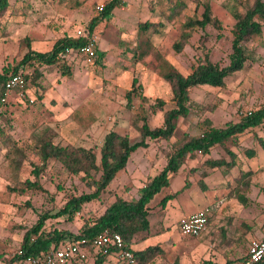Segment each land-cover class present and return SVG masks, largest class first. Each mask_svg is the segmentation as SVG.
<instances>
[{
	"label": "rangeland",
	"instance_id": "rangeland-1",
	"mask_svg": "<svg viewBox=\"0 0 264 264\" xmlns=\"http://www.w3.org/2000/svg\"><path fill=\"white\" fill-rule=\"evenodd\" d=\"M108 1L9 0L7 10L0 16V72L3 67L21 59L24 53L19 44L21 39L28 37L36 41L33 47L44 51L57 38L75 36L78 30L86 28L88 22L98 15L97 7ZM180 1L185 3L186 9L168 22L170 5ZM200 1L201 4L209 3L212 18L220 26L195 28L181 53L173 50V44L180 40L188 18L201 19V4L192 0H122L121 6L96 28V53L100 56L94 65H87L79 56L70 55L67 63L72 70L71 77L46 73L40 81L41 88L31 87L25 96L15 93L0 105V264L19 254L24 233L36 224L40 213L56 214L71 196L90 192L81 181L82 175L68 174L57 162H50L39 177L44 192L24 195L7 192V187L15 185L6 159L11 146L16 145L25 154L19 180H33L30 174L32 165L41 163L34 149L37 137L52 138L53 143L61 146L83 147L96 155L110 131L129 137L133 144L140 140V134L131 125L132 113L141 106L146 110L157 99H162L165 106L162 112L148 115V125L150 128L160 127L164 112L173 108L170 86L162 80V65L168 63L184 76L205 59L220 67L228 66L236 23L234 14L243 15L250 3L249 0ZM145 22L161 26L157 33L152 30L138 33L139 25ZM260 22L262 34L244 45L247 58L244 68L228 77L222 89H191V115L178 121L170 141L147 140L148 147L131 154L125 170L118 173L99 200L84 205L71 220L65 217L48 219L45 230L77 234L85 221L101 215L116 196L137 199L139 190L165 166V151L181 143L187 134L199 137L205 129L203 121L209 120L214 127L224 128L237 123L249 111L259 110L264 104V20ZM135 77L148 102L135 100L133 109H129L125 94ZM41 94L43 99L40 101L38 95ZM263 129L264 124L239 137L235 146L231 143L224 147L215 146L211 149L213 154L210 152L203 157L196 153L188 160L163 193L172 194L184 185L185 190L177 200L170 201L165 213L157 211L150 215L151 230L159 232L166 226L173 227L180 216L208 206L215 198L219 208L214 210L216 216L211 218L224 217V220L235 223L237 235L233 237L238 240L245 235L244 240L249 239L247 251L251 240L263 239L264 162L244 160L243 154L246 146L259 148L258 138L264 140ZM229 149L238 152L237 165L232 170L225 172L224 169L203 166L208 158L229 160L226 154ZM246 165L255 172L251 179L254 189L250 191L254 200L241 209V205L228 196L232 188L239 189L237 180ZM202 171L205 176L200 174ZM200 184L206 185L208 192ZM225 198L228 203L223 204L221 199ZM178 234L183 239L186 237L180 231ZM235 246L241 248L242 243L236 242ZM114 257L117 261L120 258ZM161 260L156 259L151 264H157V261L164 264L165 257ZM200 260L202 262L203 258ZM86 263L94 264V258L90 257Z\"/></svg>",
	"mask_w": 264,
	"mask_h": 264
},
{
	"label": "trees",
	"instance_id": "trees-1",
	"mask_svg": "<svg viewBox=\"0 0 264 264\" xmlns=\"http://www.w3.org/2000/svg\"><path fill=\"white\" fill-rule=\"evenodd\" d=\"M192 1L197 5L201 4L200 0ZM249 1V6L243 15L234 14L236 23L232 32V55L228 66L220 67L205 59L198 62L190 74L184 76L168 65V63L162 65V80L170 86L173 108L164 112L163 123L157 128L149 127L148 115L150 113L155 115L163 111L165 102L162 99H157L146 110L141 106L138 111H134L131 116V125L140 134L139 141L131 144L129 137L116 131H110L104 137L99 154L96 155L91 150L83 147L61 146L53 143L52 138L37 137L34 149L41 163L32 165L30 174L33 180L26 179L25 181L19 180L20 167L25 160V154L16 145L11 146L6 159L12 171L15 185L14 187H7V192L17 195H24L27 192H44L39 184V177L50 162L60 163L63 169L72 176L82 175L81 181L90 192L82 193L79 196H71L64 207L56 214H51L48 211L40 213L36 224L24 233L19 254L8 262L3 261L1 264H17L20 260L27 257L47 254L58 248L65 241L82 240L88 243L91 252L90 257L94 258L95 256L96 261L94 264H103L107 256L113 254L119 256L122 251L130 253L131 258L122 259L120 257L117 264L124 261L127 264H151L156 259L164 257L165 252L159 245L147 247L142 251H133L131 249L134 236L150 230L149 213L155 207L151 205L152 200L170 187L172 178L182 170L188 160L195 157L196 153L205 157L210 154L211 149L215 146L224 147L226 143H231L235 146L239 137L251 131V129L264 124V104L259 110L251 112L250 115H245L237 123L228 124L224 128L214 127L209 120L203 121L205 129L199 137L187 134L181 143L173 146L168 152L165 151V166L158 175L148 180L140 189V196L137 200L116 196L101 215L93 220L85 221L77 234L56 229L46 231V221L50 218L59 217L71 220L80 213L84 205L99 200L118 173L125 170L131 154L139 148L148 147L147 140L170 141L173 138L178 121L180 119H188L191 115L192 110L189 101L191 89L198 87L222 89L228 77L244 68L247 59L244 45L262 34L263 25L260 21L264 20V0ZM121 3L122 0L108 1L103 6V10L88 22L85 28L88 31L87 33L92 34L105 19L111 16L114 9L121 6ZM201 5L203 7L201 19L188 18L180 40L173 44V50L176 53L182 52L191 36V32L195 28L204 29L207 25L220 26L219 22L212 18L209 3ZM8 6L9 0H0V16L7 10ZM185 9L186 5L182 1L173 6L170 5L167 21H173ZM159 26L161 24L145 22L139 25L138 33L142 34L150 30L157 33ZM19 44L24 52L21 59L3 67L0 72V105H2L5 83L12 76L20 75L23 77L25 81L24 87L21 90H17V93H22L23 96L31 87L41 88L40 81L46 73L56 72L61 77H71L72 70L67 63V58L85 46L87 38L77 37L76 35L63 36L55 40L48 51L34 50L32 48V40L28 37L21 39ZM99 56L97 55V58ZM25 71L28 72L25 73ZM38 99L41 101L43 94L38 95ZM125 99L127 101L126 106L129 109H133L135 100L144 103L148 102L142 95V86L136 77L132 79L131 87L126 92ZM250 151L247 152L250 153ZM226 154L229 156V160L225 158H208L203 162V166L209 169H224L225 172L232 170L237 165V155L230 149L226 150ZM200 174L202 176L206 175L205 171ZM253 174V171L242 173L237 180V188L239 189L234 191L237 192L236 195L242 201L245 199L243 194L240 195V193L245 194L249 190ZM200 186L204 187L203 184H200ZM182 190H185V185L181 190L164 196L157 204V207L164 209L167 203L176 199ZM210 221L209 217V224ZM105 233L119 235L122 239L123 247L121 249L115 246L107 249H94L91 246L92 241ZM203 264L212 263L204 262ZM259 264H264V258Z\"/></svg>",
	"mask_w": 264,
	"mask_h": 264
},
{
	"label": "crops",
	"instance_id": "crops-1",
	"mask_svg": "<svg viewBox=\"0 0 264 264\" xmlns=\"http://www.w3.org/2000/svg\"><path fill=\"white\" fill-rule=\"evenodd\" d=\"M95 32H96V29H95V31H93V34H95ZM59 38H61V37H59ZM59 38H57V39H59ZM54 42L55 41H53L51 43V46H49V47L47 46V48H45L44 51L50 50ZM34 43H37V42L36 41L34 42V40H32V48L34 50H36L33 47ZM38 44H40V43H38ZM40 45H42V44H40ZM37 51H39V50H37ZM249 112L251 113L253 111H249ZM261 126H263V124H261L259 127H261ZM259 127H256L254 129H257ZM254 129H251V130H254ZM263 133H264V129H263ZM262 141L264 142V140L258 138L259 148L257 150L252 149V148L247 147V146L244 147L245 148L244 153H243L244 158H245L244 160L249 159V160H253L256 163L258 161L264 162V144L262 145V143H263ZM249 150H251L250 153L247 152ZM234 152H235V154H238V152L236 150H234ZM211 154H213L212 151H211ZM247 167H248V165L245 166L246 170H242L241 174L254 170L253 168H251L249 170V169H247ZM183 169H184V167L182 168V170ZM254 175H255V172H254L253 176ZM181 189H179V190H181ZM202 189L207 191L206 185ZM253 189L254 188L252 186V181H251L249 190L245 194L242 192L240 193V195L243 194L245 200L242 201L241 199H239L238 196L236 195L237 192L234 191L233 188L231 191V195H229L228 198L236 200L241 205V209H242L243 206L252 204L251 200H254V198H251L250 195H251V192L253 191ZM179 190H177V191H179ZM183 191L184 190H182L178 194L177 198L179 197L180 194H182ZM163 194L164 193L162 192L160 195L156 196L152 200L151 205L153 204L152 206H155V207L150 210V213H149L150 215H154L155 212H157V211H159V212L161 211L160 213H165V211L168 210L167 206L170 204V202L167 203V205L164 209L157 207V204L160 202V200L164 196H166L167 194H170V193H167L164 195ZM177 198L172 200V201L177 200ZM261 198H262V196H261ZM137 199H131V200H137ZM153 201H154V203H153ZM221 201L223 204L228 203V202H226L227 198L221 199ZM217 205L218 204H216V199L214 198L213 201L208 206L198 208L194 212L180 216L176 220L173 227L172 226H169V227L166 226L164 228H161L159 232H155V231L151 230V223L152 222H150V230L148 232H141V233H138L137 235L134 236V238L132 240L131 249L133 251H142L147 247L159 245L163 249V251L165 252V255H164L165 260L163 261L164 264H203L204 262H210L212 264H238L242 259H244L246 257L247 242L249 241V239H248V241H245L244 240L245 235H243L241 237L243 232L238 236L241 238L237 237L238 240L234 239V237H236V235H237L236 234L237 232L235 229V223L229 222V220H227V219L224 220V217H220V218L219 217H213V218H211L212 216H216V214H215L216 212H214V210L216 211L217 208H219V206H217ZM214 208H216V209H214ZM200 210H206L209 213L210 220H211V224H210L209 228L198 238H189V237H184V239L181 238L180 235L178 234V232H179V230H178L179 220L183 217L192 215V214H194ZM185 238L193 239V241H189V240L187 241V240H185ZM236 242L242 243L241 248H238L235 246ZM245 242H246V244H245ZM114 256H115V254L107 256V258L103 264H107V263L117 264V260ZM112 258H114V259H112ZM163 258H160V260L161 259L163 260ZM200 258H203L202 262H201ZM95 261L96 260H95V256H94V263H95ZM120 264H127V263L122 262ZM157 264H159V261H157Z\"/></svg>",
	"mask_w": 264,
	"mask_h": 264
},
{
	"label": "built area",
	"instance_id": "built-area-1",
	"mask_svg": "<svg viewBox=\"0 0 264 264\" xmlns=\"http://www.w3.org/2000/svg\"><path fill=\"white\" fill-rule=\"evenodd\" d=\"M103 10V5L97 7L98 13ZM85 29L76 32L77 37H86L87 44L81 47L74 55L82 58L85 64L94 65L97 61V37L95 34H88ZM25 81L22 76H12L7 80L4 86V96L2 103L6 102L9 97L17 93L24 87ZM23 96L22 93H17ZM248 112L246 115H250ZM209 213L206 210H200L196 213L183 217L179 220L178 229L183 236L189 238L200 237L209 226ZM91 246L94 249L108 248L115 246L118 249L123 247L122 239L119 235H109L105 233L95 238ZM91 252L88 243L82 241H65L55 250L47 254L35 257H27L20 260L17 264H83L90 258ZM119 257L130 259L131 254L120 252ZM264 258V239L251 240L248 246L246 257L238 264H259Z\"/></svg>",
	"mask_w": 264,
	"mask_h": 264
}]
</instances>
